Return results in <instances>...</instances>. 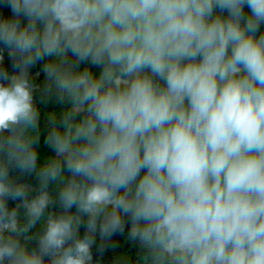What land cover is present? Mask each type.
<instances>
[{
    "label": "clouds",
    "instance_id": "clouds-1",
    "mask_svg": "<svg viewBox=\"0 0 264 264\" xmlns=\"http://www.w3.org/2000/svg\"><path fill=\"white\" fill-rule=\"evenodd\" d=\"M5 6L0 264H91L94 242L80 227L127 230L144 264H264V0ZM41 62L67 107L44 139L55 157L37 170L30 70ZM65 169L62 213L45 216L57 202L49 185ZM10 170L35 174V195ZM105 215L115 219L98 225ZM41 220L42 231L28 235Z\"/></svg>",
    "mask_w": 264,
    "mask_h": 264
},
{
    "label": "trees",
    "instance_id": "trees-1",
    "mask_svg": "<svg viewBox=\"0 0 264 264\" xmlns=\"http://www.w3.org/2000/svg\"><path fill=\"white\" fill-rule=\"evenodd\" d=\"M249 9L245 7V12L247 13ZM0 14L2 15H11L9 7H0ZM217 14L227 15L226 12H220L217 10ZM22 22H23V18ZM260 32H264V25H261ZM259 35V33H257ZM5 55V66L8 68V71L11 73V61L9 60L7 53ZM43 62L38 63L35 67L30 70V79L37 85V89L34 92V102L35 106L39 112L38 124L39 127L36 131L28 133L31 136H38L39 143L35 145V151L38 154V162H37V170L40 169L43 165H46L50 162L51 159L55 157L52 149L45 145L44 139L47 134H49L53 129V120H55L56 126L59 125L60 120L62 119V109L67 107L66 104H62L57 99V93L54 88L50 86H46L44 82V74L42 71ZM93 71H98V69H92ZM79 119V116H77ZM8 133H4V136L7 137ZM43 162V164L41 163ZM61 165H63L64 161L60 159ZM10 178L13 183L23 184L29 186V198L35 195V190L38 187V179L35 174L26 175L21 174L18 170H10ZM71 175L64 170L63 176L56 183L49 185V194L53 197V200L57 202L53 205H50L46 210L45 216L48 213H52L54 215H59L62 213V209L59 207L58 203V195L62 190L64 184L67 183L68 180H71ZM77 181L80 180L79 177L76 178ZM13 203L9 202V207H12ZM112 209H108V213H111ZM70 214L75 215L76 209L73 208L70 210ZM115 218L109 217V215L101 216L98 218L97 223H111ZM81 220L83 223H87L88 217L81 216ZM21 224L26 223V219L23 217V209H21ZM44 220L38 222L35 227L30 229L28 235H34L40 233L43 229ZM116 234V233H114ZM114 234L105 235L101 232H93L88 233L84 227H80L79 235L83 237L85 235H89L93 240L92 253L98 249L102 244L109 240ZM31 247H35V242H32ZM144 253L138 247V245L130 238L129 232L125 231L117 238V240L106 247L102 252L96 257L94 264H144Z\"/></svg>",
    "mask_w": 264,
    "mask_h": 264
},
{
    "label": "water",
    "instance_id": "water-1",
    "mask_svg": "<svg viewBox=\"0 0 264 264\" xmlns=\"http://www.w3.org/2000/svg\"><path fill=\"white\" fill-rule=\"evenodd\" d=\"M125 231H127V230H125ZM119 236H120V233L114 234L111 238H109L108 241H106L104 244H102L100 247H98V249L93 252V259L91 261V264H94L96 257L102 252V250H104L110 244L114 243Z\"/></svg>",
    "mask_w": 264,
    "mask_h": 264
},
{
    "label": "rangeland",
    "instance_id": "rangeland-1",
    "mask_svg": "<svg viewBox=\"0 0 264 264\" xmlns=\"http://www.w3.org/2000/svg\"><path fill=\"white\" fill-rule=\"evenodd\" d=\"M109 217H111V218H115V217H113V216H110V215H109Z\"/></svg>",
    "mask_w": 264,
    "mask_h": 264
}]
</instances>
